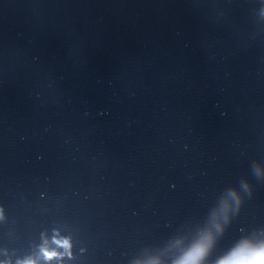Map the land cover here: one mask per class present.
Segmentation results:
<instances>
[{"label":"clouds","instance_id":"9594fccd","mask_svg":"<svg viewBox=\"0 0 264 264\" xmlns=\"http://www.w3.org/2000/svg\"><path fill=\"white\" fill-rule=\"evenodd\" d=\"M67 246V241L64 242ZM201 250L198 254L193 256V252L188 256L187 260L182 262V264H198V257ZM47 258L54 256V253H45ZM223 264H264V246L255 249L251 252L238 253L233 259L226 260Z\"/></svg>","mask_w":264,"mask_h":264},{"label":"snow or ice","instance_id":"6c2138e0","mask_svg":"<svg viewBox=\"0 0 264 264\" xmlns=\"http://www.w3.org/2000/svg\"><path fill=\"white\" fill-rule=\"evenodd\" d=\"M198 252H199V249H195V250L193 251V256L195 257V255H197Z\"/></svg>","mask_w":264,"mask_h":264}]
</instances>
